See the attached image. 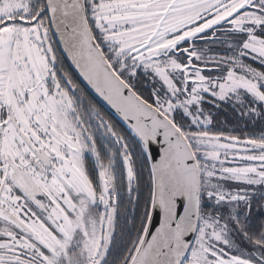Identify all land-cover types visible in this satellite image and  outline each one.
<instances>
[{
	"label": "snow or ice",
	"instance_id": "6c2138e0",
	"mask_svg": "<svg viewBox=\"0 0 264 264\" xmlns=\"http://www.w3.org/2000/svg\"><path fill=\"white\" fill-rule=\"evenodd\" d=\"M0 264H264V0H0Z\"/></svg>",
	"mask_w": 264,
	"mask_h": 264
}]
</instances>
